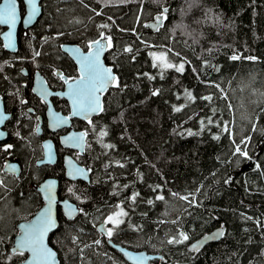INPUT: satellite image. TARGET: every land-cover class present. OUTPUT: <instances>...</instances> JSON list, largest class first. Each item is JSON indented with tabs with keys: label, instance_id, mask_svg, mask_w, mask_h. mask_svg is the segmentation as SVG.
Returning <instances> with one entry per match:
<instances>
[{
	"label": "trees",
	"instance_id": "obj_1",
	"mask_svg": "<svg viewBox=\"0 0 264 264\" xmlns=\"http://www.w3.org/2000/svg\"><path fill=\"white\" fill-rule=\"evenodd\" d=\"M41 5L30 34H19L16 52L0 40V94L13 108L11 152L22 163L18 176L0 172V264L25 257L9 248L18 221L42 204L36 185L48 175L59 178L60 197L79 205L72 219L58 209V226L49 234L61 264H126L99 229L116 208L127 215L111 239L160 253L150 264H264V0H41ZM164 8L166 18L158 22ZM150 21L157 22L155 29ZM101 34L111 37L104 59L117 81L103 94V110L91 123L73 121L87 132L85 153L74 154L90 168L87 183L65 178L58 134H49L57 161L36 164L42 147L33 131L35 114H43L44 105L30 86L35 70L54 89L62 84L56 69L75 76L60 44L85 49ZM168 50L173 63L185 61L183 73L168 69L161 75L153 67L150 53ZM248 137L251 159L233 155ZM219 225L224 232L218 241L197 251L186 248ZM180 233L189 240L168 243Z\"/></svg>",
	"mask_w": 264,
	"mask_h": 264
},
{
	"label": "snow or ice",
	"instance_id": "obj_2",
	"mask_svg": "<svg viewBox=\"0 0 264 264\" xmlns=\"http://www.w3.org/2000/svg\"><path fill=\"white\" fill-rule=\"evenodd\" d=\"M21 3H26L28 7L27 16L23 20L24 24L30 25L34 18L39 13L40 9L37 7V0H21ZM168 11L167 8L162 9L160 15L157 17V21H161L165 19L164 13ZM18 14H17V0H4L3 5H0V25H9L11 28H15L18 22ZM101 27H108L107 25H102ZM12 35L13 33L10 31L7 34V39L9 40V44L6 47L12 46ZM102 40H107L109 45L111 43V37H105L101 34V38L95 41H92L89 44V48L92 49L93 45H95V49L89 51L87 55H78L77 60L80 64V78L76 81L75 85H69V91L66 95L72 100L73 103V114L74 115H83L85 118L89 117L93 112L102 111V106L100 104L99 93L104 91L109 84H113L117 81V77L112 74V70L110 68H105L100 62V55L104 50L105 45L101 43ZM76 53H79V49L73 50ZM125 51L131 52L132 49L126 48ZM161 51V52H151L150 55L153 59V67L158 68L161 72V75L164 71L168 69H174L177 72L183 73L185 68V61H181L180 63H173L168 59L169 52ZM176 56H179V53H173ZM38 55V53H37ZM240 57L233 55L231 59L237 60ZM248 59H255L254 57H248ZM147 75V74H145ZM150 79H154V77H149ZM67 82V81H66ZM118 86V84H117ZM217 87H219L217 85ZM47 95V93H43ZM154 95L157 93H153ZM189 99H192L191 93H187ZM227 97H225L226 99ZM204 99L210 100L211 97H204ZM177 111L180 109L177 108ZM213 114H215V110H213ZM9 117L5 115L2 111H0V124H3ZM67 123V119L64 117H60L57 114H52V126L58 127L61 124ZM89 123L91 121L89 120ZM207 123L209 125L213 124L214 121L209 118ZM201 125H204V121L201 120ZM256 129L253 128V131ZM223 131L227 132L228 127L225 125L223 127ZM106 132H101L100 135H106ZM189 135H193L190 130L188 132ZM2 135V133H0ZM18 135V133H17ZM87 136V132H81L78 134H73L66 138L65 143H70L73 146H82L85 137ZM214 139H219V136H214ZM251 138H245V140L241 141V144H244L245 147L242 148L240 144L235 145V151L233 155H240L245 159H251L248 155L247 151V142ZM235 144V141H233ZM49 149V156L51 157V145H46ZM106 147H111L110 145H106ZM12 145L8 144L4 147V151L11 149ZM69 165L72 164V161H68ZM257 168L260 167L259 164L256 165ZM13 171L15 169L13 168ZM76 173L83 174L84 170L80 168L75 169ZM71 174V173H70ZM227 182V181H226ZM54 187V182L49 181L48 184L45 185V189L48 191V200L49 207L45 209V211L37 218V220L33 223H30L23 228V234L19 237L16 242V250H18L19 254L23 255L25 251H29L32 254L33 260L32 264H51L55 259V253L49 249L45 243L44 238L46 233L55 226V221L52 217V204L55 202V197L52 195V188ZM71 191V190H70ZM139 193L134 194L131 198L135 200L136 196ZM175 195V194H174ZM157 199H163L162 196H158ZM183 199H187V197H183ZM148 203H152V201H148ZM67 207V215L71 217L73 213L77 211L76 208H73L71 205H66ZM119 207V206H117ZM127 213L124 212L122 208L119 211L114 212L112 215L106 218L105 223L112 224L113 228H108L106 230V235L109 239L113 236V229L117 227L123 221L119 219V217L126 216ZM104 229H102L103 231ZM223 235V233H217L210 237H205L206 240H214L217 236ZM189 240V237L185 233H180L179 238L173 237L168 241V243H184ZM95 243L99 244L100 241H95ZM196 248V245L192 246ZM138 264H143V261L147 259L146 257L140 256L135 258Z\"/></svg>",
	"mask_w": 264,
	"mask_h": 264
},
{
	"label": "water",
	"instance_id": "obj_3",
	"mask_svg": "<svg viewBox=\"0 0 264 264\" xmlns=\"http://www.w3.org/2000/svg\"><path fill=\"white\" fill-rule=\"evenodd\" d=\"M41 0H37V7L40 9L39 13L37 14V16L34 18L33 22L28 25V24H24L23 20L26 18L27 16V11H28V7L26 5V3H24L25 5V13L22 17V27L23 28H27L28 26H31L37 19V17L41 14ZM4 0H0V5H3ZM17 14H18V22L15 26V28H11L9 25H0L1 27H4V29L0 32V38L2 41V45L3 47L10 52H16L18 49V42H17V29L19 26V23L21 21V16L19 14V8H18V1H17ZM150 25L153 29H155L157 27V22L156 21H150ZM12 32V46L11 47H6V45L9 44V40L6 38L7 34L9 32ZM106 37V36H105ZM100 37L92 40H98L100 39ZM91 41V42H92ZM90 42V43H91ZM101 43L103 45H105L103 52L100 55V62L103 65V67L105 68H110L112 70V74L117 77L116 73L113 71L112 67L110 65H108L105 60H104V54L106 52V49L109 45V42L107 40H102ZM61 50L66 53L76 64L77 66V70L79 72V76H77L76 78L70 79L68 80L66 76H63L64 78V88L61 90H52L51 88H49L44 76L41 74V72H39L38 70H36L34 72L33 75V82H32V91L39 97H41L47 104L46 106V112H45V117H46V127L49 131H56L58 129L64 128V127H68L70 125V118L71 117H76V118H80V119H86L88 120L89 118H91L92 116L98 114L100 111L97 112H93L89 117L85 118L83 115H74L73 114V103L72 100L69 98L68 95H66V93L69 91V85H75L76 81L79 80L80 78V64L78 63L77 60V56L78 55H87L89 53V51H92L95 49V45H93L92 49H90L88 47L87 50H83L79 45H77L76 43H72V42H63L60 45ZM79 49V53L74 52V49ZM238 56V55H237ZM23 73H25V70H22ZM61 71L60 69L56 70V74H60ZM67 81V82H66ZM116 83V82H115ZM115 83L113 84H109L107 86V88L102 91L101 93H99V99H100V104L102 106V96L103 94L113 85H115ZM43 93H47V95H44ZM51 95H57L60 97H64L65 99L68 100L69 102V106H70V112L68 113V115L63 114L62 112L56 110L50 100V96ZM0 111L3 112V106H2V101L0 99ZM55 113L60 117H64L67 119V123L65 124H61L58 127H53L52 126V114ZM8 116V114H5ZM1 126V124H0ZM41 121L38 123L37 125V129L36 132L38 134H41ZM84 132L83 130H79V129H74V128H70L67 132L61 134L59 136V142L61 144L62 147L67 148V149H73V150H77L79 151V153H83L84 152V148H85V140L82 144V146H73L70 143H65V140L67 137L73 135V134H78ZM0 133H2V135L4 134L3 131L0 130ZM46 145H51V157L49 156V149L46 147ZM57 160V153H56V149H55V144L53 142L52 139L46 137L42 140V157L39 158L37 160V164L40 165L42 163H54ZM71 160L72 164L69 165L68 161ZM62 163H63V167H64V176L67 179L70 180H82L85 182H89L90 180V170L87 166H84L83 164L79 163L71 154L69 153H65L62 156ZM13 168L15 169V171H13ZM76 168H80L84 170L83 174H79L75 172ZM21 166L20 163L18 161L17 158H5V163L4 166L2 168L3 171L5 172H10L13 173L15 175H18L20 172ZM71 173V174H70ZM49 181H53L54 182V187L52 188V195H54L55 197V202L52 204V217L55 221V226L52 227L45 235L44 238V243L45 245L51 249L52 252L55 253V259L54 261L51 262V264H61L59 257H58V253L56 251V249L51 245V243L49 242V234L50 232H52L53 230H55L58 226V217H57V212L58 209H60V211L62 212V214L67 217L68 219H72L74 216L77 215L78 211H79V207L77 205L76 202H74L73 200L69 199L68 197H60L59 196V178L57 176H53V175H49L44 177L43 179H41L39 181V183L36 185V189L40 194L41 200H42V204L39 206V208L31 215L30 218L28 219H21L18 221L17 223V233L13 236L12 239V243L10 245V252L14 253V252H18V250H16V242L19 239V237L23 234V228L24 226L33 223L37 220L38 217H40V215L45 211V209H47L49 207V200H48V191L45 189V185L48 184ZM66 205H71L73 208H76L77 211L75 213H73V215L71 217H69L67 215V207ZM224 232V226L223 225H219L217 227H214L213 229L201 234L200 236L188 241V243L186 244V248L190 251H197L199 249H201L205 244L209 243V242H216L218 241L222 235L217 236L216 239L214 240H206L205 237H210L214 234L217 233H223ZM106 233V231H105ZM111 245L117 249L122 256L126 259L127 262H129L130 264H138L137 260L135 259L136 257H146L147 259H145L143 261V264H150V262L155 259V258H159L161 257V254L159 253H154V252H148L145 249H131V248H127L125 246H122L119 243H113L111 242ZM196 245V248H193L192 246ZM25 257L17 262H7L5 264H32V254L29 251H25Z\"/></svg>",
	"mask_w": 264,
	"mask_h": 264
},
{
	"label": "flooded vegetation",
	"instance_id": "obj_4",
	"mask_svg": "<svg viewBox=\"0 0 264 264\" xmlns=\"http://www.w3.org/2000/svg\"><path fill=\"white\" fill-rule=\"evenodd\" d=\"M18 1V8H19V14H20V16H21V21H20V23H19V26H18V29H17V42H18V36H19V34L20 35H29L30 33H29V31H30V29L32 28V26L35 24V22L37 21V19L39 18V16L37 17V19H36V21L31 25V26H28L27 28H23L22 27V17H23V15H24V13H25V5H24V3H21V0H17ZM40 3H41V1H40ZM42 6V5H41ZM41 11H42V9H41ZM4 29V27H1L0 26V32L2 31ZM0 40H1V38H0ZM1 43H2V41H1ZM89 44H90V42L88 43V46L84 49V48H82L83 50H87L88 49V47H89ZM61 45V44H60ZM3 46V45H2ZM108 48V47H107ZM61 49V48H60ZM62 51V50H61ZM64 53V52H63ZM66 54V53H65ZM67 55V54H66ZM105 55V54H104ZM68 56V55H67ZM69 57V56H68ZM70 58V57H69ZM71 59V58H70ZM72 60V59H71ZM105 60V59H104ZM72 62L74 63V61L72 60ZM106 62V61H105ZM107 63V62H106ZM108 64V63H107ZM74 65H75V67H76V70H77V66H76V64L74 63ZM22 69H25L24 67L22 68ZM22 69H21V72H22ZM57 70V69H56ZM56 70H55V74H56ZM36 71V70H35ZM34 71V72H35ZM60 71H61V69H60ZM34 72L32 73V81H31V86H32V82H33V75H34ZM23 73V72H22ZM24 75L26 74V69H25V73H23ZM42 74V73H41ZM43 75V74H42ZM61 80H62V84L58 87V88H51L50 86H49V84H48V86H49V88H51L52 90H61V89H63L64 88V78H63V76H66L67 77V79L68 80H70V79H73V78H76L77 76H79V72H78V70H77V74L75 75V76H68V75H66V74H63L62 73V71H61V73L60 74H56ZM44 76V75H43ZM45 78V77H44ZM46 80V79H45ZM46 82H47V80H46ZM30 86V91H31V93L34 95V96H36L37 97V99L39 100V103L40 104H42V106L44 105V113L43 114H38V113H36L35 114V120H36V122H35V125H34V129H33V131H34V133L37 135V136H39V137H41V147H42V140L44 139V138H46V137H48V138H50V139H52L50 136H49V134H58V145H59V149H61L62 150V153H61V156H60V159H61V163H62V156H63V154H65V153H69V154H71L74 158H75V156H74V154H79V155H83L84 153H85V148H84V152L83 153H79V151H77V150H73V149H67V148H64V147H62L61 146V144H60V142H59V136L61 135V134H63V133H65V132H67L70 128H74V129H79V130H83L84 132H86V130L84 129V128H81V127H75V125L73 124V121H81V122H87L88 120H90L91 118H89L88 120H86V119H80V118H76V117H71L70 118V125L68 126V127H64V128H61V129H58V130H56V131H54V132H52V131H49L48 129H47V127H46V117H45V112H46V106H47V104H46V102L41 98V97H39V96H37L33 91H32V87ZM0 99H1V101H2V106H3V113L4 114H8V117H9V119L8 120H6L3 124H1V126H0V130L1 131H3L4 132V134L3 135H0V172H2V173H5V174H13V173H10V172H5V171H3L2 170V168H3V166H4V163H5V158H17L18 159V161H19V163H20V165H21V169H22V163H21V161L19 160V158L17 157V156H15V155H13V153L11 152V149H8L7 151H4V147L6 146V145H8V144H11V145H13V143H12V140H11V137L10 136H12L11 134H12V128H13V126H12V124H11V120H12V116H13V108L10 106V105H8L7 103H6V101H5V99L3 98V96L0 94ZM22 100H25V99H22ZM50 100H51V102H52V104H53V106H54V108L56 109V110H58V111H60V112H62L63 114H65V115H68V113L70 112V106H69V102H68V100L67 99H65L64 97H60V96H57V95H51L50 96ZM28 111L29 112H33V108H31V107H28ZM97 115V114H96ZM41 121V129H42V131H41V134H38L37 132H36V129H37V125H38V123ZM86 139H87V136L85 137V146H86ZM53 140V139H52ZM53 142H54V144H55V149H56V153H57V159L59 158V155H58V151H57V146H56V143H55V141L53 140ZM42 150V149H41ZM41 157H42V155H41ZM40 157V158H41ZM76 159V158H75ZM38 160V159H37ZM37 160H36V162H37ZM57 161V160H56ZM55 161V162H56ZM54 162V163H55ZM54 163H42V164H54ZM80 163V162H79ZM37 164V163H36ZM42 164H40V165H42ZM82 164V163H81ZM38 165V164H37ZM84 165V164H83ZM62 166H63V163H62ZM84 166H87V165H84ZM88 168H89V166H87ZM63 169H64V167H63ZM89 170H90V168H89ZM21 171V170H20ZM19 174H20V172H19ZM13 175H15V174H13ZM49 176V175H48ZM54 176V175H53ZM66 178V177H65ZM70 180V179H69ZM60 182V181H59ZM0 183H2V180H1V178H0ZM60 196V195H59ZM62 198V197H61ZM105 227V228H104ZM104 227H100L99 229H100V232L101 233H103L104 235H105V237L107 238V241L109 240V238L107 237V235H106V233H105V231L109 228L108 226H104ZM102 229H104L103 231H102ZM109 243V242H108ZM125 259V258H124ZM125 262H126V264H130L129 262H127L126 260H125Z\"/></svg>",
	"mask_w": 264,
	"mask_h": 264
},
{
	"label": "rangeland",
	"instance_id": "obj_5",
	"mask_svg": "<svg viewBox=\"0 0 264 264\" xmlns=\"http://www.w3.org/2000/svg\"><path fill=\"white\" fill-rule=\"evenodd\" d=\"M119 210H120V208H116V209H114L113 211H111V213H109V214L103 219V223L106 221V218H107L108 216L112 215L114 212H117V211H119ZM123 217H124V216L119 217V219L122 220ZM105 225L108 226L109 228H113V225H112V224H107V223H105Z\"/></svg>",
	"mask_w": 264,
	"mask_h": 264
},
{
	"label": "bare ground",
	"instance_id": "obj_6",
	"mask_svg": "<svg viewBox=\"0 0 264 264\" xmlns=\"http://www.w3.org/2000/svg\"><path fill=\"white\" fill-rule=\"evenodd\" d=\"M22 70H25V69H22ZM21 166V165H20ZM21 170V169H20ZM19 175V174H18ZM18 175H16V176H18ZM90 181V180H89ZM78 205V204H77ZM78 207H79V205H78ZM217 227V226H216ZM213 229V228H212ZM211 230V229H210ZM108 242H109V244L111 245V242H113V243H119V242H114L112 239H109L108 240ZM119 244H121V243H119ZM122 245V244H121ZM122 246H124V245H122ZM125 247H127V246H125ZM127 248H129V247H127ZM131 249H133V248H131ZM155 253V252H154ZM157 253V252H156ZM160 254V253H159ZM160 258V257H159ZM126 260V259H125Z\"/></svg>",
	"mask_w": 264,
	"mask_h": 264
}]
</instances>
